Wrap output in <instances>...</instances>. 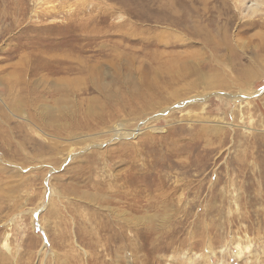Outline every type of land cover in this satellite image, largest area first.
Returning a JSON list of instances; mask_svg holds the SVG:
<instances>
[{"label":"rangeland","instance_id":"1","mask_svg":"<svg viewBox=\"0 0 264 264\" xmlns=\"http://www.w3.org/2000/svg\"><path fill=\"white\" fill-rule=\"evenodd\" d=\"M0 264H264V0H0Z\"/></svg>","mask_w":264,"mask_h":264},{"label":"bare ground","instance_id":"2","mask_svg":"<svg viewBox=\"0 0 264 264\" xmlns=\"http://www.w3.org/2000/svg\"><path fill=\"white\" fill-rule=\"evenodd\" d=\"M99 84V83H98ZM100 86V85H99ZM102 88V87H101ZM157 88V87H156ZM146 89V88H145ZM103 91V90H102ZM50 124V123H49ZM55 126V125H54ZM130 133H133V132H130ZM125 135V134H124ZM127 135H129V134H127Z\"/></svg>","mask_w":264,"mask_h":264}]
</instances>
